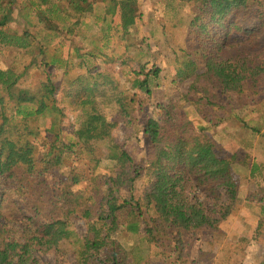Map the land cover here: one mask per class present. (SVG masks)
Masks as SVG:
<instances>
[{"label": "trees", "instance_id": "obj_1", "mask_svg": "<svg viewBox=\"0 0 264 264\" xmlns=\"http://www.w3.org/2000/svg\"><path fill=\"white\" fill-rule=\"evenodd\" d=\"M69 1L67 9L79 8L75 6L77 0ZM180 1L194 6L196 15L190 28L198 41L195 53L201 56L199 62L187 56L185 65L192 69L186 77L209 82L215 93L209 96L206 86L202 92L214 100L259 94L264 89V0ZM15 2L0 0V46L25 50L31 45L30 33L17 34L7 28ZM29 5L28 12L40 16L39 22L51 25L60 20L63 29L72 26L71 12L59 2L29 0ZM117 5L122 27L128 29L136 21L137 0ZM225 49L230 56H222ZM45 52L39 46L42 59ZM52 59L37 61L36 65L42 68L62 62ZM26 69L19 73L13 67L0 69L5 94L0 98V264H47L42 256L65 244L74 246L72 264H151L143 256V243L147 249L155 247L158 264H243L250 240L244 235L234 243H225L218 255L198 249L199 258H192L199 231L225 234L222 226L240 201L239 169L248 168L250 177L257 170L256 164L249 163V156L241 157L239 150L223 156L207 135L209 128H218L228 120L218 114L226 106L219 102L216 104L220 106L212 110L209 101L195 102L211 123L207 127L196 125L185 114L174 113L176 106L158 105L164 110L162 119L149 118L143 125L152 150L148 163L151 180L138 194L135 182L141 176L140 168L112 139L109 122L94 101L87 98L75 102L81 121L74 138L66 142L60 120L63 109L55 98L58 86L46 74L36 89L20 87ZM179 73L184 74L182 70ZM136 74L144 78H135L133 88L150 94L151 75L158 79L159 70ZM89 76L95 79L103 74ZM93 86L98 83L93 82ZM89 90L92 93L93 89ZM71 91L74 89L69 88L65 96ZM130 102L135 103L134 99ZM119 105L130 116L133 106L126 108L129 104L120 100ZM241 122L253 133L260 132L256 126ZM44 133L49 146L39 158V147L31 138ZM104 140L108 145L101 155L97 146ZM84 152L89 163L83 161ZM62 153L77 157L79 162L64 179L56 177L57 185L53 186L50 177H55L61 167ZM102 162L106 164L101 166ZM250 207L259 208L254 233L264 240V188ZM76 221L85 224L82 235L74 228ZM121 233L133 235L140 244L135 241L126 252L118 239ZM161 246L168 250L166 258L159 250Z\"/></svg>", "mask_w": 264, "mask_h": 264}, {"label": "rangeland", "instance_id": "obj_2", "mask_svg": "<svg viewBox=\"0 0 264 264\" xmlns=\"http://www.w3.org/2000/svg\"><path fill=\"white\" fill-rule=\"evenodd\" d=\"M49 2H59L66 12H71L70 29L73 28V31L63 29L64 23L60 20L51 25L45 21L39 22L40 16L28 12L29 0H16V9L7 28L17 34L25 31L30 33L28 41L31 45L25 50L0 46V69L13 67L19 73L27 68L26 74L19 82L20 87L27 89H36L46 74L51 75L58 86L55 98L57 105L63 109L64 116L60 120L66 142L74 138L73 132L81 121V111L76 108L75 102L79 104L87 98L93 100L109 122L107 128L112 139L123 146L133 158L134 164L140 168L141 176L135 182V191L138 194L143 193L151 180L148 163L152 150L143 133V125L149 118L162 119L164 110L157 106H176L173 108L174 113L185 114L198 126L210 127L211 123L197 110L195 102L209 101L212 110L220 106L216 103L221 102L226 109H219L218 114L228 117V120L218 128H209L208 137L223 156H229L238 150L241 151V157L248 155L249 163L256 164L257 170L250 177L248 168L239 169L240 201L237 210L222 226L225 234L199 231L192 258H199L198 249L218 255L225 243H234L239 235H244L250 240L243 264H262L264 240L254 233L260 212L259 208L251 209L250 206L256 201L258 192L264 188V89L257 95L245 93L214 100L211 97L216 90L209 82L203 79L195 82L193 77H186V72L192 69L185 65L189 61L187 56L198 62L201 59L199 53H195L197 39L190 28L196 15L192 3L180 0H137L136 21L134 25L124 29L120 9L115 7L120 2L78 0L79 8L74 9H67L71 4L69 0ZM41 45L46 50L44 59L39 55ZM230 54L225 49L222 56L228 57ZM52 58L62 61L59 65L62 67L54 64L41 68L36 65L37 61H51ZM140 70L144 73L159 70L158 79H153L151 75L150 94L133 88L135 78H144L136 74ZM181 70L184 74L179 73ZM98 73H102L103 77L95 80L89 76ZM79 78L81 80H78ZM93 82H97L98 86L94 87ZM204 86L209 90L211 97L202 92ZM69 88L74 91L65 96ZM89 89H93L92 93ZM3 96L5 94L0 86V98ZM131 99H134L135 103H131ZM119 100L123 105L129 104L126 108L133 106L130 116H126ZM128 111L129 109L126 112ZM231 111L233 117L229 118ZM49 120H53V117H49ZM242 120L256 126L260 132L253 133L245 128ZM44 136L45 133L38 138H31L39 147V158L44 156L49 146ZM107 145V140L99 142L97 147L101 155H105ZM60 151L61 149H58L56 153L59 154ZM62 156L64 160L61 167L55 171V177H50L53 186L57 185L56 177L64 179L71 167L79 162L75 161L78 160L77 157H70L65 153H62ZM82 157L83 161L89 163L86 152ZM105 164L106 162H102L100 165ZM74 228L77 234L82 235L85 232V224L82 221H76ZM118 239L126 252L135 241L140 244L138 239L127 233L119 234ZM73 247L65 244L44 254L43 260L47 264H72ZM143 248V256L149 258L151 264H158L159 257L155 256V247L147 249L143 243ZM159 250L165 258L169 256L165 246L159 247Z\"/></svg>", "mask_w": 264, "mask_h": 264}, {"label": "built area", "instance_id": "obj_3", "mask_svg": "<svg viewBox=\"0 0 264 264\" xmlns=\"http://www.w3.org/2000/svg\"><path fill=\"white\" fill-rule=\"evenodd\" d=\"M90 1H99V2H122L125 0H90Z\"/></svg>", "mask_w": 264, "mask_h": 264}, {"label": "crops", "instance_id": "obj_4", "mask_svg": "<svg viewBox=\"0 0 264 264\" xmlns=\"http://www.w3.org/2000/svg\"><path fill=\"white\" fill-rule=\"evenodd\" d=\"M76 5H77V6H79V4H78V0H77V3H76Z\"/></svg>", "mask_w": 264, "mask_h": 264}]
</instances>
